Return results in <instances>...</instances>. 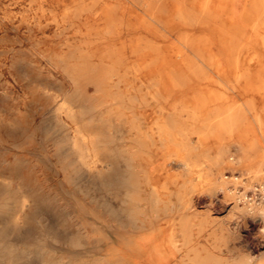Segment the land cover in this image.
Returning <instances> with one entry per match:
<instances>
[{"label":"rangeland","instance_id":"obj_1","mask_svg":"<svg viewBox=\"0 0 264 264\" xmlns=\"http://www.w3.org/2000/svg\"><path fill=\"white\" fill-rule=\"evenodd\" d=\"M76 7L0 0V264H181V255L191 264L189 248L200 255L221 236L257 253L264 243L260 215L244 210L234 195L210 189L208 174L188 172L170 157L174 147L152 135L159 114L148 91L158 86L162 92L164 85L136 71L150 58L126 51L128 69L111 78L107 49L94 36L104 25V5ZM140 12L127 0L119 5V20L138 26L133 34L144 30ZM123 32L128 45L133 34ZM167 43L177 44L176 34ZM215 74L206 68V76ZM187 86L227 91L229 104H245L246 142L264 148L263 94L227 88L222 80L194 79ZM174 97L179 101V94ZM195 145L192 155L216 152L213 139ZM235 146L227 156H234ZM224 174L232 176L229 169ZM162 178L169 189L155 192L153 183L159 186ZM239 188L258 201L251 187ZM182 219L191 238L186 245L179 240Z\"/></svg>","mask_w":264,"mask_h":264},{"label":"bare ground","instance_id":"obj_2","mask_svg":"<svg viewBox=\"0 0 264 264\" xmlns=\"http://www.w3.org/2000/svg\"><path fill=\"white\" fill-rule=\"evenodd\" d=\"M67 1L70 4H67ZM127 1L140 8L141 12L137 14L143 32L133 34L138 26L124 24L119 20V5H122V0H58V3L76 5L79 10L86 9L87 5H104V25L95 30L94 36L107 49L105 58L110 63L112 72L110 77L115 75L119 77L121 69H128L124 53L129 51L131 56L150 58L137 65L136 71H146L145 76H153L151 80L154 84L164 85L162 92L158 86L156 88L152 86L148 91L159 114L150 127L153 131L152 135H157L165 142L166 147H174L169 152L170 157H177L179 164L188 172L197 173L199 178L208 174L210 189L219 190L224 197L229 198L234 195L238 204L244 202L242 205L244 210L257 212L264 219V196L262 201L253 202L247 197V193L239 188L244 185L254 191L264 190V148L255 142H246L245 104H229L227 91H207L206 86H187L194 79L214 82L222 80L227 88H250L264 96V0ZM196 26L201 27L202 33L194 34L193 29ZM123 31L133 34L128 45L122 39ZM172 34H176L175 45L167 43ZM118 42H121L122 46L112 49L111 47ZM160 57L164 58L163 63L159 62ZM183 68L186 71L184 74H182ZM206 68L213 69L216 73L215 77L206 76ZM229 71H233L232 77L228 75ZM156 73L157 75L154 76ZM176 94H179V101L174 97ZM161 97L163 98L160 99ZM169 100L173 101L168 106L160 103ZM178 104L181 105L180 109ZM62 109L60 108V111ZM249 109L252 111L253 107ZM117 115L121 117L124 113ZM254 117L256 123L261 126V118L257 114ZM234 137L237 139L232 142ZM209 139L215 142V154L208 155L207 149H201L202 151H197L195 155L191 154L200 147V145L196 146L195 142H206ZM233 146L236 147L234 156H227ZM94 150L98 151V148ZM225 169L231 170V178L225 176ZM213 176L215 180H212ZM230 184L233 185L232 188ZM192 186L194 187L195 183ZM168 189L169 185L163 178L159 186L153 183L155 192L168 191ZM180 197L181 206H188L186 196L182 194ZM178 233L183 245L191 242L186 220H180ZM170 240L177 241L178 237L172 233ZM142 241L146 242L147 239L143 238ZM188 251L192 253L189 255L191 264H222L210 254L199 255L193 248H189ZM170 256L171 253L167 258L164 257L162 262L167 261Z\"/></svg>","mask_w":264,"mask_h":264},{"label":"crops","instance_id":"obj_3","mask_svg":"<svg viewBox=\"0 0 264 264\" xmlns=\"http://www.w3.org/2000/svg\"><path fill=\"white\" fill-rule=\"evenodd\" d=\"M260 218L263 219L261 215ZM231 239L229 237H217L216 241L210 242L209 248L202 247L205 251L200 255L205 256L210 254L211 257L215 256L222 264H264V243L263 248L257 253H252L248 248H237L236 243ZM182 259L183 256L181 255L179 260L181 264H183Z\"/></svg>","mask_w":264,"mask_h":264},{"label":"built area","instance_id":"obj_4","mask_svg":"<svg viewBox=\"0 0 264 264\" xmlns=\"http://www.w3.org/2000/svg\"><path fill=\"white\" fill-rule=\"evenodd\" d=\"M253 196L256 198V200L262 199V197L264 196V190L261 191V189H256L255 194H253Z\"/></svg>","mask_w":264,"mask_h":264}]
</instances>
